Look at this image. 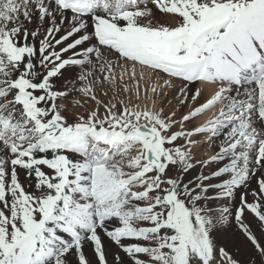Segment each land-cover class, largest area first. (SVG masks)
Listing matches in <instances>:
<instances>
[{
	"label": "snow or ice",
	"instance_id": "snow-or-ice-1",
	"mask_svg": "<svg viewBox=\"0 0 264 264\" xmlns=\"http://www.w3.org/2000/svg\"><path fill=\"white\" fill-rule=\"evenodd\" d=\"M0 264H264V0H0Z\"/></svg>",
	"mask_w": 264,
	"mask_h": 264
},
{
	"label": "rangeland",
	"instance_id": "rangeland-1",
	"mask_svg": "<svg viewBox=\"0 0 264 264\" xmlns=\"http://www.w3.org/2000/svg\"><path fill=\"white\" fill-rule=\"evenodd\" d=\"M235 245L234 247H229L227 250L233 254V255H236L237 254V249L240 248L242 249L243 248V240L242 238H239L237 237L236 241H235Z\"/></svg>",
	"mask_w": 264,
	"mask_h": 264
}]
</instances>
